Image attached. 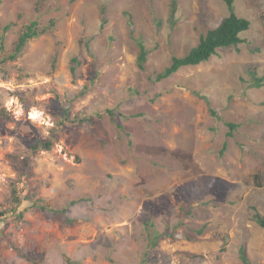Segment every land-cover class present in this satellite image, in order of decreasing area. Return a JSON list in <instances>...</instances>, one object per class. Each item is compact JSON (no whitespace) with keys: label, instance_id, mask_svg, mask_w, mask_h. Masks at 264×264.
I'll return each mask as SVG.
<instances>
[{"label":"rangeland","instance_id":"obj_1","mask_svg":"<svg viewBox=\"0 0 264 264\" xmlns=\"http://www.w3.org/2000/svg\"><path fill=\"white\" fill-rule=\"evenodd\" d=\"M232 5L243 42L157 81L225 0H0V59L29 22L54 25L0 63V264H243L240 247L264 264V81L248 75L264 77V0Z\"/></svg>","mask_w":264,"mask_h":264},{"label":"trees","instance_id":"obj_2","mask_svg":"<svg viewBox=\"0 0 264 264\" xmlns=\"http://www.w3.org/2000/svg\"><path fill=\"white\" fill-rule=\"evenodd\" d=\"M233 0H225L229 14L227 17L223 18L221 22L213 29H209L206 31L204 35H202L199 39V42L197 45L193 46L188 50L186 54L180 57H172L170 60V63L167 67H165L160 73L156 74V80L161 81L170 78L174 74H176L178 71L188 68V67H194L201 63L207 62L212 56L216 55L217 51L223 48H230V47H236L237 45L241 44L243 40L241 39L240 35L244 32H246L250 27V22L244 18H240L236 16L234 12V8L232 5ZM175 10V3H171V13H173ZM53 22L50 21L47 25L39 24L37 21H31L29 22L25 27L22 33L19 35L15 46L13 48V51L9 53L6 57H3L0 59V63H3L5 61H13L21 53L23 52L24 48L28 44V42L32 39H35L39 36H42L46 33L51 32L53 28ZM8 26L4 27L0 34V55L4 52V38L5 33L8 30ZM137 67L142 70L144 69V64L147 60L148 52L146 51L145 47L141 43H137ZM71 63L77 64V61L75 58L71 60ZM70 71L72 74L75 73V65L71 66ZM248 75L250 77V85L255 88H260L263 84L264 77H257L256 73L253 69L248 70ZM204 100L209 115L212 118H215L218 121L224 122L225 126L228 128V132L226 134L227 137L232 136V132L237 129V125L233 123H229L222 119L216 111L210 106V102L206 97H202ZM106 113L112 117L113 113L112 111L108 110ZM101 116V115H97ZM115 126L118 130H123V127L121 124L115 123ZM226 145H223V149H225ZM31 150L36 152L39 150H45L48 151L51 148V143L49 140L45 141H36L31 145ZM222 149V153L223 150ZM253 179L255 181V185L257 187L260 186V184L257 182L260 179L259 174H254ZM13 202L18 204L20 202V198L17 196L16 192L13 191ZM48 207H40V209L44 210ZM50 211H52L53 214H60L64 213V211H56L49 208ZM253 220L255 224L264 230V217L259 215L258 213H255L253 215ZM66 223L72 224V221L65 220ZM225 249V241L223 240L222 246L220 248V252H223ZM239 259L243 264H252L250 260L248 259L245 250L243 247L239 248L238 251Z\"/></svg>","mask_w":264,"mask_h":264},{"label":"clouds","instance_id":"obj_3","mask_svg":"<svg viewBox=\"0 0 264 264\" xmlns=\"http://www.w3.org/2000/svg\"><path fill=\"white\" fill-rule=\"evenodd\" d=\"M14 101L10 100L8 102L9 106L13 103ZM29 119L31 121H33L34 123H45V119H41L40 118V113H38L35 109H33L30 113H29Z\"/></svg>","mask_w":264,"mask_h":264}]
</instances>
